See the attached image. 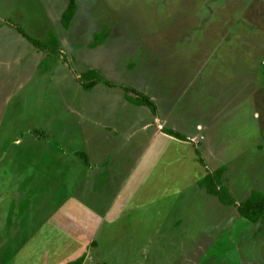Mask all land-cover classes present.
<instances>
[{
	"label": "rangeland",
	"instance_id": "obj_1",
	"mask_svg": "<svg viewBox=\"0 0 264 264\" xmlns=\"http://www.w3.org/2000/svg\"><path fill=\"white\" fill-rule=\"evenodd\" d=\"M71 1L0 0V183L8 187L19 172L22 183L28 175L22 166L38 174L32 164L53 166L60 153L74 162L71 181L83 161L91 169L104 162L90 180L97 190L110 180V192L87 193L99 195L104 210L143 149L142 160L178 159L171 143L153 142L172 129L189 145L180 151V168L174 160L184 179L180 196L164 206L169 217L157 229L156 207L140 224L126 215L116 226L107 223L89 245L88 264L111 262L114 246L131 249L130 264H264V227L197 184L205 177L199 152L210 170L226 166L223 183L238 203L264 188V0H74L77 13L67 30L61 17ZM18 28L41 41L55 33L61 60L40 69L47 53H38ZM100 34L104 41L94 47ZM87 70L119 86L86 90ZM122 86L151 97L157 113L130 103ZM35 152L53 158L43 162ZM32 180L23 189L37 188L31 195L39 201L49 182ZM139 193L131 197H144Z\"/></svg>",
	"mask_w": 264,
	"mask_h": 264
},
{
	"label": "crops",
	"instance_id": "obj_2",
	"mask_svg": "<svg viewBox=\"0 0 264 264\" xmlns=\"http://www.w3.org/2000/svg\"><path fill=\"white\" fill-rule=\"evenodd\" d=\"M36 51L38 52L37 49ZM157 139L163 145L165 141L168 145L169 143L172 144L173 150L179 154L178 159L175 158L174 160L180 168V160L184 158L180 151L188 147L189 143L165 133H161V138L155 137L153 142ZM154 145L155 143H152L151 147ZM145 147L150 146L146 145ZM146 149L148 150V148L143 149L142 154L140 152L135 169L127 171L124 181L118 184L120 191L114 193L108 207L104 209L105 211L98 208V205L101 206L99 195L93 199L87 195L90 189L98 192V194L101 190L102 194L110 192V180L98 190L96 184L90 180L92 174L95 177L103 172L99 164H105L104 162L93 164L91 169L89 160L83 161L84 164H82L79 176L77 175L78 170H73L76 178L71 176L70 179H73L71 181L68 176L72 173L69 171L70 164L74 162L67 160L70 156L64 158V155L60 153L57 155L60 159L55 158L57 164L53 163V166L59 165L58 167L32 164V167L39 174L38 176L36 173L34 175L29 174L30 166H22L23 170L28 171V175L21 178L22 183H20V172L17 176L15 174L14 179L8 183V187L4 186L5 183L3 185L0 183V201L3 204L0 208V214H2L0 217L5 216V219L0 218L2 222H5L4 225H0V264H66L83 254H86L84 264H88L93 256L89 245L93 241L97 242V237L105 229L107 223L116 226L120 222L121 215H126L135 224H140V222L149 219L148 215L152 214L153 208L156 207L160 208V211L154 215L155 222L153 225L158 229L161 223L169 217L168 207L164 208V206L172 205V199L180 196V185L184 177L181 176V172H176L173 159L171 160L173 163L167 161L166 164L165 160L157 159V162H154V159L149 157L142 160ZM163 150L166 152L165 149ZM151 151L154 155L157 154L156 150L151 149ZM33 155L35 159L44 158L43 162L53 158V152L50 154L35 152ZM156 167L158 169L162 167V171L153 173ZM202 167L206 176L207 170L204 166ZM43 178L49 182L45 187L46 197L38 201L36 193L31 195L33 190H37V188L34 189L32 186L31 189H27L28 187L23 189V185L28 181L33 182L32 179L40 181ZM198 188L202 189L199 186ZM136 190H140L138 196L144 195V197L139 199H136L135 196L131 197ZM253 190L264 192L261 185L252 189L250 193ZM17 191L19 193L15 195ZM21 194L23 195L21 196ZM52 194L57 196L48 199ZM102 211L104 212L101 213ZM140 236L137 235L134 238ZM96 246L99 247L100 245H94V247ZM111 252V262L104 258L97 259L94 257L98 261H93L92 264H130L132 261L131 249L114 246ZM135 264L141 263L139 261Z\"/></svg>",
	"mask_w": 264,
	"mask_h": 264
},
{
	"label": "trees",
	"instance_id": "obj_3",
	"mask_svg": "<svg viewBox=\"0 0 264 264\" xmlns=\"http://www.w3.org/2000/svg\"><path fill=\"white\" fill-rule=\"evenodd\" d=\"M76 13L77 4L74 0H72L61 17V23L65 29L68 30L70 28ZM18 31L38 50V52L47 53L46 58L40 64V69L42 68L45 71L50 70L61 60L62 49L60 41L55 33H50L48 39L41 41L30 36L21 28H18ZM103 41L104 36L100 34L97 41H94L93 46L95 47V44L99 45L103 43ZM46 61L48 62L47 64ZM82 77L84 81L82 82V85L86 90L94 89V87H96L99 83L111 87L119 86L117 83L103 77L96 70H87ZM122 88L125 91L126 99L130 103L139 107H148L154 114L157 113V105L151 97L131 87L122 86ZM131 92H133L135 96L130 95ZM163 132L166 135L172 136L180 141L188 140L185 135L172 129L164 128ZM197 154L199 155L200 164L207 170L206 176L198 181V186L205 189L209 195L218 198L222 204L235 207L238 214L244 219L253 224H258L261 225V227H264V192L253 190L246 199L238 203L229 191L228 187L223 183V176L227 170L226 166H221L216 170H210L204 157L199 152ZM85 258L86 255L84 254L80 258L66 264H84Z\"/></svg>",
	"mask_w": 264,
	"mask_h": 264
}]
</instances>
